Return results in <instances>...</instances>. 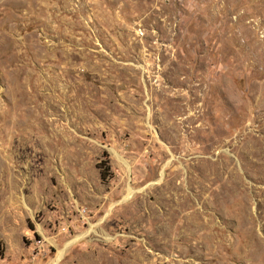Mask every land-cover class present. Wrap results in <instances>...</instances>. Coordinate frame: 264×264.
Here are the masks:
<instances>
[{"label": "rangeland", "instance_id": "374dc122", "mask_svg": "<svg viewBox=\"0 0 264 264\" xmlns=\"http://www.w3.org/2000/svg\"><path fill=\"white\" fill-rule=\"evenodd\" d=\"M0 264H264V0H0Z\"/></svg>", "mask_w": 264, "mask_h": 264}, {"label": "bare ground", "instance_id": "6f19581e", "mask_svg": "<svg viewBox=\"0 0 264 264\" xmlns=\"http://www.w3.org/2000/svg\"><path fill=\"white\" fill-rule=\"evenodd\" d=\"M64 252H65V250H63V251H61V252L59 253V258H58V259H60V258L63 256Z\"/></svg>", "mask_w": 264, "mask_h": 264}]
</instances>
